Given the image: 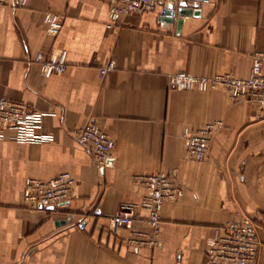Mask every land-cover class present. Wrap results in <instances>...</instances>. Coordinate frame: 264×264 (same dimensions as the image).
Returning <instances> with one entry per match:
<instances>
[{
	"label": "crops",
	"instance_id": "obj_1",
	"mask_svg": "<svg viewBox=\"0 0 264 264\" xmlns=\"http://www.w3.org/2000/svg\"><path fill=\"white\" fill-rule=\"evenodd\" d=\"M165 7L115 23L106 0L0 5V95L42 112L40 130L53 136L22 142L10 129L0 138V264H199L209 240L245 215L259 227L264 264L262 108L223 89L180 90L170 80L179 71L249 76L253 52L264 51V0H206L200 14L175 21ZM63 51L67 68L45 76L36 55ZM110 60L116 67L103 74ZM215 120L222 127L208 156L189 157L185 129ZM90 121L116 143L104 169L75 138ZM160 170L176 175L184 194L162 207L161 246L129 247L127 230L115 234L110 218L122 202L141 199L137 175ZM63 171L78 179L69 200L26 203L28 177ZM135 225L149 228L144 220Z\"/></svg>",
	"mask_w": 264,
	"mask_h": 264
},
{
	"label": "built area",
	"instance_id": "obj_2",
	"mask_svg": "<svg viewBox=\"0 0 264 264\" xmlns=\"http://www.w3.org/2000/svg\"><path fill=\"white\" fill-rule=\"evenodd\" d=\"M109 2L110 18L120 22L130 14H143L159 6H167L170 0H106ZM177 1V0H175ZM174 1V2H175ZM206 0H178V5L199 8ZM175 4V3H174ZM0 5L18 7L19 0H0ZM61 21L54 14L52 24ZM66 51L59 54L39 52L35 61L41 66L45 76L62 73L67 68ZM116 67V61L110 60L101 72ZM174 88L199 90H226L235 100L249 99L256 102L264 112V51L256 50L252 54L251 73L239 77L234 73L198 75L179 71L171 74ZM43 113L32 111L25 102L0 95V138L7 131L14 130L13 137L22 142H46L53 136L41 132ZM222 122L215 120L198 128L187 127L184 132L187 154L198 160L208 156L212 140L221 129ZM75 138L91 151L101 169L113 161L115 140L108 131L96 121H90L75 133ZM137 188L142 192L138 201H125L110 218V228L117 234L121 228L127 230L125 239L129 247L139 249L145 246H161V210L167 201L177 200L184 194V188L176 175L165 170L139 174L135 177ZM78 185L77 177L69 171H63L49 179L28 177L23 189L26 203L33 208H48L63 204L69 200ZM147 215L144 216L143 212ZM144 220L149 228L136 227V221ZM225 234L209 240L206 260L199 264H259L262 239L259 227L248 215L229 221Z\"/></svg>",
	"mask_w": 264,
	"mask_h": 264
},
{
	"label": "water",
	"instance_id": "obj_3",
	"mask_svg": "<svg viewBox=\"0 0 264 264\" xmlns=\"http://www.w3.org/2000/svg\"><path fill=\"white\" fill-rule=\"evenodd\" d=\"M175 0H170L167 6L164 8L162 14L166 17L169 21H175L177 15H192V14H200V8H193L187 5L175 6ZM179 24L183 22L182 18L178 19Z\"/></svg>",
	"mask_w": 264,
	"mask_h": 264
}]
</instances>
